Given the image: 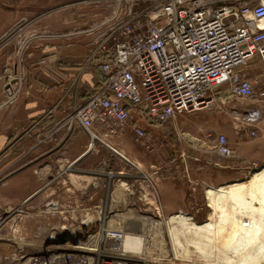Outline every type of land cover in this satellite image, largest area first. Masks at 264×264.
Instances as JSON below:
<instances>
[{"label":"crops","instance_id":"1","mask_svg":"<svg viewBox=\"0 0 264 264\" xmlns=\"http://www.w3.org/2000/svg\"><path fill=\"white\" fill-rule=\"evenodd\" d=\"M238 1L240 4L246 2ZM64 2L8 0L7 7L0 3V39L18 25H24L26 34L39 28L64 32L74 21L70 19L71 15L65 14ZM72 29H77V26H72ZM11 36L14 38L15 34ZM68 39L71 40L58 38L46 41L44 46L33 44L22 48L21 56L17 54L19 59L14 46H0V214L38 207L40 199H45L44 194L54 183L61 185L56 190L57 198H61L65 195L66 182L74 185L76 180L87 179L88 185L107 184L119 177L124 180L123 185L135 168L143 166L157 168L155 178L165 179L156 190L159 208L171 215L177 211L189 214L192 212H185L189 207L188 194L190 203H194L191 198L199 194L204 197L202 190L205 191L207 186L247 177L234 172L235 169L245 168L228 162V157L216 152L214 144L218 134L231 136V147L236 151L237 160L264 161V119L255 137L250 135L249 130L233 131L231 123H223L218 114L219 111L226 113V105H222L225 99L218 101L219 98L222 100L219 96L222 89L217 92V103L214 105L218 108L211 106L192 114H180L167 127L148 126L140 121L149 128V136L156 143L150 151L165 155L161 159L140 157L136 149H144V141L137 140L130 127L124 128L118 136H105L92 141L90 133L75 120L74 111L99 88L104 74L99 66L85 61L90 50L89 38L88 41L81 37ZM7 70L8 74H23L24 78L18 96L9 104L5 103L6 89H17L20 85L7 80ZM232 96H226V100H231ZM232 105L238 108L234 103ZM180 122L185 126H180ZM179 135L190 147L184 148L183 156L174 154L175 146H179ZM195 150L205 152V156H195ZM225 167H230L228 172L234 174L227 175ZM186 175L199 182L196 192L191 191L193 183ZM178 178L184 179L187 184L180 185L176 181ZM53 205L49 206L50 209L57 206ZM211 210L210 207L208 217L202 223L210 219ZM247 212L256 216V224L263 227L260 238L264 237V209ZM201 214L194 215V219L197 221Z\"/></svg>","mask_w":264,"mask_h":264},{"label":"built area","instance_id":"2","mask_svg":"<svg viewBox=\"0 0 264 264\" xmlns=\"http://www.w3.org/2000/svg\"><path fill=\"white\" fill-rule=\"evenodd\" d=\"M260 19H264V0L243 4L238 0H116L110 15L73 32L88 36L85 61L104 74L99 88L74 111L75 120L92 141L118 136L130 127L151 150L156 143L140 121L167 127L180 114L214 106L218 90L225 86L235 97L252 103L234 108L236 129L257 136L264 116V84L247 71L254 59L264 64ZM13 76L9 74L8 80L20 86L6 89L7 104L16 99L24 80L23 74ZM214 149L221 156L234 157L223 133L217 135ZM237 164L250 172L258 168L256 161L247 159ZM157 172V168L152 171ZM186 176L196 192L199 182ZM194 203L191 208L200 212L203 206ZM132 226L124 221L121 228L105 224L99 237L110 255L101 257L102 249L94 245L100 251L92 247L95 256L87 254V259L76 263L164 264L119 248L128 232L136 231Z\"/></svg>","mask_w":264,"mask_h":264},{"label":"rangeland","instance_id":"3","mask_svg":"<svg viewBox=\"0 0 264 264\" xmlns=\"http://www.w3.org/2000/svg\"><path fill=\"white\" fill-rule=\"evenodd\" d=\"M64 1V5H66L65 14L71 15L70 19H74L72 21L73 23L69 24L70 27L68 25L64 32L59 33L50 28H39L40 30L36 29L33 33L26 34L24 32V25H18L0 39V46L5 45L4 47L9 48L14 46L13 48L16 50L17 59H19V55L17 54L21 56L20 52L22 48L27 46L31 47L33 44L44 46L48 40L58 38L71 40L68 37H81L82 40L88 41L86 34H75L73 32L80 30L79 28L83 29L84 24H89L110 15L116 5V0ZM0 3L7 7L8 0H0ZM75 25L77 29L73 30L72 26ZM14 34L15 37L11 38V35ZM72 34H75V36H71ZM247 72L254 73V75L262 78L261 83L264 84L263 62L256 59L252 60ZM8 73V70L5 71V74ZM222 91V94L219 95L222 97V100L219 98L218 101L222 102L225 99L222 105H226V113L219 111L218 114L223 123H231L233 131H235V120L233 118V110L235 107L232 104L234 103L238 108H245L250 104L245 103L248 100L235 96H232L231 100H226V96L232 95L229 87L224 86V89L222 87ZM216 96H218V93ZM233 97H235V100ZM212 108L218 107L214 106ZM195 112H198V110ZM195 112L193 111V113ZM186 114H192V112L182 115L184 116ZM184 118L182 117L183 120H185ZM183 124L181 123L180 126L184 127L185 125ZM180 129L182 130L183 128ZM182 138L180 135L179 137L177 136V144L179 146H175L174 148L175 156H181L183 150L185 151V149L190 148ZM230 139L231 136L228 134V141L233 146ZM181 144L183 146H180ZM136 151L140 157L147 160L161 159L165 156L154 154L150 150L143 149L142 147L137 148ZM195 151V156H205L203 154L205 152L202 153L201 150ZM235 152L234 150V157L226 158L232 164L243 161V159L237 160L238 157L235 155ZM256 162L258 163V168L264 164V161L258 160ZM153 169V166H143L140 169L135 168L133 175L123 185L121 183L124 180H121L119 177H116L115 180L107 184L98 183L96 185H88L89 181L87 179H81V181L76 180V184L74 185L66 182L64 188L65 195L61 198H57L58 195L56 193L57 187L61 185L54 183L53 187L49 189V192L44 194L45 199H40L38 207L11 211L8 214H0V264H24L31 256L35 257L33 264H42L39 261V256H45V258L51 259L55 264H59L60 260L64 259L63 255L67 259H70V261L73 257L78 259L76 262H80L87 259V254L95 256V251L91 249L94 245H98L97 248L102 249L101 257L104 256L107 258L110 252L106 249L105 243H102L100 240V232H102L105 224L110 227L121 228L123 221L127 226L132 224V227L136 229V233L148 235L145 241V257L149 260H157L164 264L208 263L195 242H192L194 236L193 231L179 235L183 245L174 243L175 238L171 235L169 226L166 224L171 214L163 212L159 208V199L156 194L157 187L161 183L163 184L165 179L163 177L155 178V174L152 173ZM225 169L227 175L234 174L232 171L228 172V170H231L230 167H225ZM235 170L236 175H242L243 177L251 173L247 168L244 170ZM62 177L66 179L64 176ZM176 181L180 185L182 183L187 184L182 178H178ZM202 191L204 197L199 194L197 197L191 198L198 205L203 206L202 210L195 213V210L191 208L195 203H190L191 200H189L188 194L187 201L189 202V207L185 211L194 212L195 215L202 213L197 220L200 222L208 217L207 213L210 209L206 193L204 190ZM53 204L57 206L50 209L49 206ZM160 220H163L161 224ZM21 237H25L24 240L20 239ZM188 239L189 243L187 245ZM98 240L100 241L98 242ZM89 241L92 242L90 243L91 245H88ZM185 245L186 247H184ZM78 249H85L86 251H79ZM213 250H215L214 247ZM70 252L82 253L72 255L73 253ZM52 256H56L57 258H51Z\"/></svg>","mask_w":264,"mask_h":264},{"label":"bare ground","instance_id":"4","mask_svg":"<svg viewBox=\"0 0 264 264\" xmlns=\"http://www.w3.org/2000/svg\"><path fill=\"white\" fill-rule=\"evenodd\" d=\"M260 23L263 25L264 19H260ZM205 193L209 206L212 208L210 219L202 223L197 222L191 213L189 215L177 212L171 215L166 224L175 238L174 243L183 245L179 235L193 231L192 242H195L208 264H264V237L260 238L263 227L256 224L258 222L256 216L249 215L247 212L250 209H264V164L252 170L244 179L228 181L217 186H207ZM260 221L262 223L263 219L261 218ZM24 238L20 239L24 240ZM146 240V235L128 232V236L119 248L123 247L127 253L146 256ZM188 243L189 239L186 244ZM94 249L97 248L94 247ZM78 250L86 251L85 249ZM70 253L77 255L82 252ZM34 258V256L29 257L24 264H33ZM38 258L42 264H55L45 256ZM51 258L57 257L52 256ZM63 258V260L59 259V264H77L74 263L77 259L73 257L71 261L64 255Z\"/></svg>","mask_w":264,"mask_h":264}]
</instances>
